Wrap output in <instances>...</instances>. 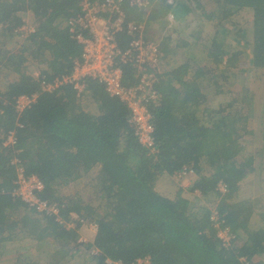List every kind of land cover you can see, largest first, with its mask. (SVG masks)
Listing matches in <instances>:
<instances>
[{"label": "trees", "instance_id": "1", "mask_svg": "<svg viewBox=\"0 0 264 264\" xmlns=\"http://www.w3.org/2000/svg\"><path fill=\"white\" fill-rule=\"evenodd\" d=\"M192 1L205 9L201 0ZM80 2L0 0V78L13 75L0 87V127L16 130V153L27 171L43 181L42 198L57 202L64 219L78 214L98 223L97 233L81 245L87 255L84 264H106L107 258L129 264L138 257L149 258L151 264H245L243 257L264 256V208L257 212L258 199L236 195L239 182L255 170L254 157L245 155L242 143L253 133L249 90L234 88L232 99L212 109L200 81L209 71L214 74L208 80L218 81L225 72L220 67L235 65L247 48L252 64L264 67V0L211 1L210 17L218 13L219 23L233 24V42L217 33L205 39L203 28L190 32L195 39L190 42L162 27L168 34L158 44L160 59L151 69L161 78L155 86L161 97L149 104L157 154L140 143L128 104L98 79L87 77L81 94L71 83L52 91L42 88V80L70 75L82 55V45L65 24ZM125 10L128 20L141 19L145 11L128 5ZM25 12L33 14L36 30L13 50L5 48L19 34ZM243 12L249 19L238 20ZM187 13L182 0L156 1L149 10L145 38L152 39L151 29L169 22V15L180 20ZM118 39L127 48L129 36L122 32ZM197 44L201 50L195 51ZM162 60L167 68L160 70ZM29 63L38 65L39 78L28 71ZM135 73L132 64L124 66L125 85L137 82ZM34 93L36 102L18 113L17 98ZM90 101L93 110L85 105ZM261 139L264 148V127ZM1 143L0 241L14 239L12 231L19 228L40 243L56 237L61 244H76L81 235L76 228H65L54 215L38 214L12 194L14 150ZM166 174L182 180L190 176L192 181L169 196L155 185ZM220 181L228 186L227 193L218 190ZM73 184L77 190L66 192ZM213 209L218 210V220L212 218ZM226 228L235 235L227 245L219 235Z\"/></svg>", "mask_w": 264, "mask_h": 264}, {"label": "built area", "instance_id": "2", "mask_svg": "<svg viewBox=\"0 0 264 264\" xmlns=\"http://www.w3.org/2000/svg\"><path fill=\"white\" fill-rule=\"evenodd\" d=\"M156 1L158 0H82L79 10L67 19L70 33L82 45V55L75 60L74 70L70 75L52 82L42 80L44 90L52 91L64 83H71L78 93H82L87 77L98 79L105 84L112 96L128 104L132 111L130 122L135 134L140 143L153 154L158 152V147L149 104L159 101L160 94L155 86L161 78L151 69L157 66L161 52L158 44L145 38L144 31L149 19L147 7L152 6ZM125 5L144 9L141 19L128 20ZM18 30L22 36L27 37L36 30V27L26 26L24 23ZM122 32L129 36L127 48H122L118 39ZM129 64H132L136 71L137 82L125 85L124 66ZM39 74L36 77L39 78ZM2 97L0 96V101ZM37 98L38 93L20 95L16 100V111L22 113L36 102ZM17 125L23 127L21 122H17ZM0 134H2L3 147L14 150V155L10 159V166L16 174L12 194L37 213L56 216L57 221L67 229L76 228L80 233L84 228L92 234L97 233L98 223L95 220L78 214H71L64 219L60 215V206L57 202L50 203L39 195L44 183L36 174L27 171L22 158L17 154L20 149L16 130L3 128ZM175 177L181 179L178 175ZM218 188L224 192L228 190V186L223 181L219 182ZM86 241L87 238L81 234L75 245L81 246ZM242 260L245 264H250L247 258L243 257ZM106 264L127 263L120 259L107 258ZM129 264H151V262L149 258L138 257Z\"/></svg>", "mask_w": 264, "mask_h": 264}, {"label": "rangeland", "instance_id": "3", "mask_svg": "<svg viewBox=\"0 0 264 264\" xmlns=\"http://www.w3.org/2000/svg\"><path fill=\"white\" fill-rule=\"evenodd\" d=\"M82 1V0H81ZM184 3L188 5V13L185 14L183 19H174L172 15H169V22L163 20L159 25L153 27L150 31V35L153 37L150 41L159 44L163 39V36L168 34L167 30H162L163 26L167 27V29L176 30L178 34H181L177 38H185L190 42L195 41L192 37H190V32L196 31L198 28H203L201 30V36L205 39L211 38L215 33H217V37H225L226 42H233L235 40V30L233 24H226V22L219 23L218 13H214V18L210 17L209 12L211 11V1L212 0H201V3L204 5L205 9H201L197 5H194L195 2L192 0H182ZM168 2H177V0H168ZM80 6V3H79ZM153 7H147L146 11H149ZM144 11V9H141ZM241 17V18H240ZM23 18L25 21V25L36 27L34 16L31 12L23 13ZM238 20L249 19V15L245 12L242 13L241 16H237ZM67 24V22H65ZM188 24L187 28L184 30V26ZM239 26V25H238ZM242 26V25H241ZM225 28L227 31H223ZM19 31V30H18ZM19 33V32H18ZM25 39L20 33L15 35L8 44L5 46L7 49L13 50L17 45L20 44ZM20 41V42H18ZM236 48V46H235ZM201 50V46L199 44L194 45V50ZM236 50H241V47H237ZM244 53L239 54L235 65L230 66L227 70L222 68L225 71L224 76H228V78L211 79L208 80L214 73L209 71V75H205L202 77L200 81L203 83L204 89L208 90L207 94L209 97L208 105L212 109H217L221 104H226L230 99H232L235 95L234 88H247L249 91V99L251 100V105L249 107V116L251 118L250 128L253 130L252 134L245 136L242 139V143L244 145V153L247 156L254 157V166L256 170V166L260 163L262 166V174L264 173V148L260 145L262 141V132L264 127V67H255L250 58V51L245 49ZM199 54H197V57ZM227 60L228 56L224 57ZM163 62L160 64V70L166 69L167 64H165L166 60H162ZM225 64V63H224ZM28 71L37 76L39 74L38 65L29 63ZM212 73V74H210ZM216 75L220 74V72L215 73ZM13 79V75L9 74L6 77L0 78V87L5 86L9 81ZM219 83V85L216 84ZM78 92V91H77ZM242 93V91H241ZM81 94V93H78ZM1 96V95H0ZM2 97V96H1ZM161 97V96H160ZM3 101V97L2 100ZM0 101V102H1ZM5 103V102H4ZM92 102L86 103L87 109L93 110ZM3 111H0V114ZM263 126V127H262ZM1 128V127H0ZM2 130V129H1ZM0 130V132H1ZM0 140L2 139V134H0ZM2 144V143H1ZM3 146V145H2ZM255 170L252 172L255 173ZM252 173L248 175L245 179L239 182L240 188L237 189L236 195L240 198H249L255 197L254 199H258V210L257 212H261V208H264V181L262 180L263 187L258 190L256 193L255 187L260 183L258 178H252ZM251 177V178H250ZM192 177H186L183 180H178L175 176L172 177H162L156 182V189L158 191L168 192L169 196L176 195L179 187L184 186L188 187L190 182L192 181ZM86 180V179H85ZM84 180V182H85ZM244 182L241 184V182ZM77 190V187L73 184L66 188V192L73 193ZM221 191V189L218 188ZM170 192L172 195H170ZM221 192H224L222 190ZM247 196V197H244ZM205 201V200H204ZM39 214V213H38ZM42 215V214H40ZM259 214L255 215L254 220L259 219ZM213 220H218V210L213 209L212 214ZM86 234V231L84 232ZM220 237L227 242L225 244H231L232 238L235 235L231 233L229 228L220 229L219 230ZM14 239L8 240L9 242H5L8 247V252H6V262L4 264H84L86 259V252L83 249V246H77L70 242L68 245L61 244L60 241L56 237H51L45 242H37L36 239L30 238L28 234L24 230H20L19 228H14L11 235ZM83 250H82V249ZM4 250V249H3ZM91 253V252H90ZM250 264H264V256L255 255L251 260L249 259Z\"/></svg>", "mask_w": 264, "mask_h": 264}, {"label": "crops", "instance_id": "4", "mask_svg": "<svg viewBox=\"0 0 264 264\" xmlns=\"http://www.w3.org/2000/svg\"><path fill=\"white\" fill-rule=\"evenodd\" d=\"M209 90V89H208ZM3 129V128H0V130ZM253 174V173H252ZM163 177H172L171 175L169 174H166L164 175ZM251 178V177H250ZM252 178H258L257 180L260 181L261 184L257 185L255 187L256 189V193H258V190H260L263 185H262V180L264 181V173L262 174V166L260 165V163L256 166V170H255V173L252 175ZM262 179V180H261ZM244 181V180H243ZM241 182V184H243L244 182ZM240 188V186H239ZM163 192V191H162ZM163 193H166L168 194V192H163ZM170 195H172V193L170 192ZM244 197H247V196H244ZM251 197V196H250ZM252 199H254L255 197H251ZM7 234V232H6ZM5 242H9L7 239L6 240H3V241H0V264H4L6 262V252H8V247L6 245ZM4 249V250H3Z\"/></svg>", "mask_w": 264, "mask_h": 264}, {"label": "clouds", "instance_id": "5", "mask_svg": "<svg viewBox=\"0 0 264 264\" xmlns=\"http://www.w3.org/2000/svg\"><path fill=\"white\" fill-rule=\"evenodd\" d=\"M26 38V37H25ZM151 153V152H150ZM158 153V152H157ZM156 153V154H157ZM153 154V153H152ZM86 231V234L84 233ZM80 233L81 234H83L86 238H87V236H90V235H94V234H92L89 230H87V229H84V228H82L81 230H80ZM96 234V233H95Z\"/></svg>", "mask_w": 264, "mask_h": 264}]
</instances>
